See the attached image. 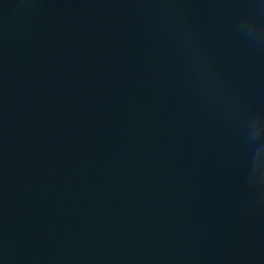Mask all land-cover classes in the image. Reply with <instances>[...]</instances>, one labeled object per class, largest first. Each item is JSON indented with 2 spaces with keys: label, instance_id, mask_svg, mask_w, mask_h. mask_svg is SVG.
I'll return each instance as SVG.
<instances>
[{
  "label": "water",
  "instance_id": "obj_1",
  "mask_svg": "<svg viewBox=\"0 0 264 264\" xmlns=\"http://www.w3.org/2000/svg\"><path fill=\"white\" fill-rule=\"evenodd\" d=\"M0 264H264V0H0Z\"/></svg>",
  "mask_w": 264,
  "mask_h": 264
}]
</instances>
